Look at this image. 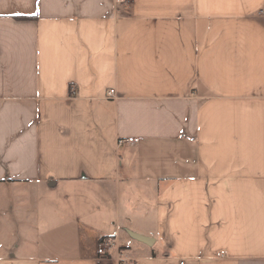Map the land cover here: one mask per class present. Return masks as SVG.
<instances>
[{
	"label": "crops",
	"instance_id": "0c3cea01",
	"mask_svg": "<svg viewBox=\"0 0 264 264\" xmlns=\"http://www.w3.org/2000/svg\"><path fill=\"white\" fill-rule=\"evenodd\" d=\"M262 7L0 0V264H264Z\"/></svg>",
	"mask_w": 264,
	"mask_h": 264
},
{
	"label": "built area",
	"instance_id": "2783aa9c",
	"mask_svg": "<svg viewBox=\"0 0 264 264\" xmlns=\"http://www.w3.org/2000/svg\"><path fill=\"white\" fill-rule=\"evenodd\" d=\"M119 3H121V2H128V1H131V0H117ZM258 14L260 15V16H263L264 17V7H262L261 9H259V11H258ZM115 92V90L114 89H111V94H113ZM128 141L129 142H134V139L133 138H130V139H128ZM125 141H124V139H121L120 141H119V144L121 145V144H123ZM112 245H114V243L112 242V241H105L104 242V246L106 247V248H111V246Z\"/></svg>",
	"mask_w": 264,
	"mask_h": 264
},
{
	"label": "water",
	"instance_id": "95a60500",
	"mask_svg": "<svg viewBox=\"0 0 264 264\" xmlns=\"http://www.w3.org/2000/svg\"><path fill=\"white\" fill-rule=\"evenodd\" d=\"M135 237L138 238V239H140V240H142V241H144V242H146V243H149V244L153 242V239L152 238L145 237L143 235L136 234Z\"/></svg>",
	"mask_w": 264,
	"mask_h": 264
},
{
	"label": "rangeland",
	"instance_id": "374dc122",
	"mask_svg": "<svg viewBox=\"0 0 264 264\" xmlns=\"http://www.w3.org/2000/svg\"><path fill=\"white\" fill-rule=\"evenodd\" d=\"M109 241V240H108ZM114 245L111 246V248L113 247ZM106 248V247H105ZM106 249H109V248H106Z\"/></svg>",
	"mask_w": 264,
	"mask_h": 264
},
{
	"label": "trees",
	"instance_id": "16d2710c",
	"mask_svg": "<svg viewBox=\"0 0 264 264\" xmlns=\"http://www.w3.org/2000/svg\"><path fill=\"white\" fill-rule=\"evenodd\" d=\"M102 242H104V239H102Z\"/></svg>",
	"mask_w": 264,
	"mask_h": 264
}]
</instances>
